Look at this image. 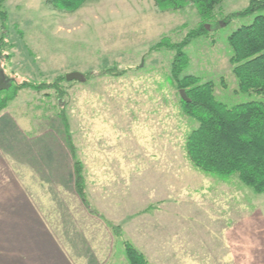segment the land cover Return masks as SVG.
<instances>
[{"label": "rangeland", "instance_id": "374dc122", "mask_svg": "<svg viewBox=\"0 0 264 264\" xmlns=\"http://www.w3.org/2000/svg\"><path fill=\"white\" fill-rule=\"evenodd\" d=\"M249 2L223 0L215 19L204 23L207 31L183 50L188 66L181 77L212 82L216 99L228 106L260 100L237 93L229 63L228 37L255 17L236 15ZM2 6L6 20L0 19V71L11 86L43 85L38 91H17L6 107L27 135L55 131L72 157L69 132L90 210L84 206L105 224L113 241L108 264H129L124 242L135 246L124 226L137 210L140 215L152 211L160 220L166 216L171 231L191 234L188 250L200 263L220 262L229 246L235 249L230 264H264V194L255 195L235 177L197 171L185 153V139L197 123L183 114L179 91L171 82L174 52L159 45L178 44L199 29L203 22L192 4L161 10L154 0H89L74 12L52 9L46 0H4ZM72 72L85 75L84 82L61 79ZM89 151L116 153V160L104 161L128 168L115 193L123 202L116 213L129 215L114 219L93 208L81 158ZM135 170L138 184L130 189L136 181L130 172ZM74 191L78 196L75 171ZM126 191L138 193L134 205H124L120 194ZM162 228L159 222L157 229ZM197 241L208 253L198 247L195 252ZM156 264L166 263L158 258Z\"/></svg>", "mask_w": 264, "mask_h": 264}, {"label": "crops", "instance_id": "0c3cea01", "mask_svg": "<svg viewBox=\"0 0 264 264\" xmlns=\"http://www.w3.org/2000/svg\"><path fill=\"white\" fill-rule=\"evenodd\" d=\"M85 155L81 157L83 173L93 208L110 218H123L128 213H116L123 202L115 187L124 184L128 168L104 161L116 160L113 152L89 151ZM138 171L130 172L136 178L130 189L138 184ZM120 195L124 205L138 201V193L133 191ZM137 212L129 213L133 215L124 233L150 264H156L158 258L166 264H204L188 250L191 234L171 231L166 216L160 220L152 211ZM104 226L74 191L73 160L61 137L52 130L27 135L6 107L0 113V264H108L113 241ZM218 241L213 243L219 249ZM197 245L195 252L208 253L202 241ZM211 250V255L219 254V250L215 254ZM234 253V248L224 247L221 261L215 263L230 264Z\"/></svg>", "mask_w": 264, "mask_h": 264}, {"label": "trees", "instance_id": "16d2710c", "mask_svg": "<svg viewBox=\"0 0 264 264\" xmlns=\"http://www.w3.org/2000/svg\"><path fill=\"white\" fill-rule=\"evenodd\" d=\"M3 1L0 0L1 21L6 20ZM86 1L89 0H46V3L55 10L74 12ZM154 1L161 10H178L192 4L203 22L182 42L159 45L174 52L170 65L171 82L177 91L184 90L188 99L184 101L180 98L183 114L197 123L185 139L184 148L189 162L203 174L222 179L235 177L255 195L264 194V0H250L247 8L236 14L255 17L251 24L241 26L227 39L232 52L229 63L237 80V93L254 95L260 100L231 106L216 99L212 82H201L192 75L181 77L188 66L184 48L192 38L207 31L204 23L215 19L216 10L220 9L223 0ZM42 86L23 82L2 91L0 113L9 101L15 99L17 91L25 88L38 91ZM66 143L74 158L76 192L89 209L81 163L75 158L68 131ZM124 253L129 264H149L128 242H124Z\"/></svg>", "mask_w": 264, "mask_h": 264}, {"label": "water", "instance_id": "95a60500", "mask_svg": "<svg viewBox=\"0 0 264 264\" xmlns=\"http://www.w3.org/2000/svg\"><path fill=\"white\" fill-rule=\"evenodd\" d=\"M3 72L0 71V94L2 91L4 90H8L11 86L10 83H8L6 80H5V77L4 75L2 74ZM65 80L67 82L69 81H78V82H84L85 78L83 75H81L80 73H77V72H72L70 74H67L65 76ZM7 83V84H6ZM179 95L181 97V99H183L184 101H188L186 95H185V92L184 90H179Z\"/></svg>", "mask_w": 264, "mask_h": 264}]
</instances>
